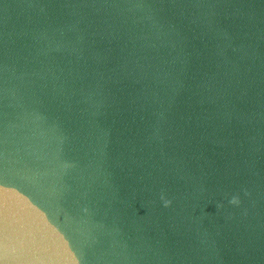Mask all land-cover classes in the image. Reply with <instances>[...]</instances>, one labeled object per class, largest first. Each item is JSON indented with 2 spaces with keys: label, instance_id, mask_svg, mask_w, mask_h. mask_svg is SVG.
<instances>
[{
  "label": "clouds",
  "instance_id": "1",
  "mask_svg": "<svg viewBox=\"0 0 264 264\" xmlns=\"http://www.w3.org/2000/svg\"><path fill=\"white\" fill-rule=\"evenodd\" d=\"M233 204H239L240 201L238 198H233L231 201ZM24 247L23 242H21L20 245L16 248L15 251L19 250L20 248ZM9 245L8 242L5 240L3 243H0V264H44V261L37 257L34 260L24 261L21 262L19 260H12L8 258V252H9Z\"/></svg>",
  "mask_w": 264,
  "mask_h": 264
}]
</instances>
